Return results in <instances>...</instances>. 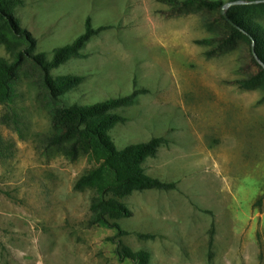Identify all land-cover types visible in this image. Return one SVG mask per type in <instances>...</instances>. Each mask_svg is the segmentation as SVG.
I'll return each instance as SVG.
<instances>
[{
	"label": "rangeland",
	"instance_id": "374dc122",
	"mask_svg": "<svg viewBox=\"0 0 264 264\" xmlns=\"http://www.w3.org/2000/svg\"><path fill=\"white\" fill-rule=\"evenodd\" d=\"M243 6L240 13L264 30V1ZM169 7L166 0H21L14 8L32 52L47 60L83 32L86 18L106 28L82 56L51 71L83 77L58 99L20 76L15 118L0 124V264H131L117 256L123 248L145 252L146 264H264V80L237 82L254 72L249 38L218 18L222 6L167 15ZM216 38L230 42L218 47ZM0 56L13 60L3 46ZM138 88L145 91L113 110L123 120L104 128L119 149L160 137L142 166L174 186L132 190L120 199L130 216L92 226L95 185L73 186L98 166L101 149L91 139L64 152L43 138L69 122L56 115L58 105Z\"/></svg>",
	"mask_w": 264,
	"mask_h": 264
},
{
	"label": "trees",
	"instance_id": "16d2710c",
	"mask_svg": "<svg viewBox=\"0 0 264 264\" xmlns=\"http://www.w3.org/2000/svg\"><path fill=\"white\" fill-rule=\"evenodd\" d=\"M166 2L170 6L165 13L167 15L177 14L190 8L219 9L223 5V0H166ZM20 4L21 0H0V46H3L13 58L9 62L0 56V105L7 106V113L0 117V124L7 126H11L16 115L12 106L16 97V85L22 72L48 97L58 99L69 88L80 83L83 77L70 75L55 78L51 75V71L69 57L82 56L80 49L87 40L106 28L105 26L94 28L89 18H86L83 32L71 42L54 48L51 58L47 60L44 54L32 52L34 39L18 25L14 8ZM243 5L233 4L227 8L228 17L238 27L229 24L222 15L218 18L228 24L232 33L243 34L247 38L250 36L254 41L257 57L264 63L263 27L240 13ZM250 38L247 59L248 66L254 68V72L247 78L237 81L242 87L251 86L260 79L264 80V68L251 53ZM216 40L218 47L230 42V40L218 38ZM137 91L142 92L145 89L138 88L129 94L110 97L90 104L58 105L55 110L56 115L69 122L60 129L55 127L52 134L43 138L46 148L53 147L64 152H74L77 146L88 148L91 139L101 149L102 157H98V166L90 168L81 175L73 186L75 189H80L84 186L95 185L96 194L91 197L90 201L92 226L105 223L108 218L119 219L130 216V209L120 199L132 190L169 189L174 186V182L161 181L147 175L142 166L141 156L145 153L155 154L162 140L160 137L128 144L119 149L104 128L110 122L123 120V117L113 110L121 107ZM1 142L0 134V144ZM101 171H104L103 175L100 174ZM112 228L116 233H123L117 223L112 224ZM117 256L121 261H130L131 264H146L145 256L147 255L143 251L134 252L123 248Z\"/></svg>",
	"mask_w": 264,
	"mask_h": 264
},
{
	"label": "water",
	"instance_id": "95a60500",
	"mask_svg": "<svg viewBox=\"0 0 264 264\" xmlns=\"http://www.w3.org/2000/svg\"><path fill=\"white\" fill-rule=\"evenodd\" d=\"M264 0H235V1H229L227 3H224L220 9V13L223 16V18L231 25H234L235 27H238L236 24H234L231 19L227 15V8L233 4H251V3H258L262 2ZM250 38V36H248ZM251 39V38H250ZM251 53L254 56L255 60L264 68V63L257 57L254 49V41L251 39Z\"/></svg>",
	"mask_w": 264,
	"mask_h": 264
}]
</instances>
